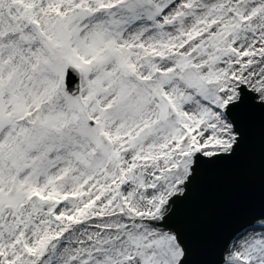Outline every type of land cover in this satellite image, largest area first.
Segmentation results:
<instances>
[{
	"label": "snow or ice",
	"instance_id": "1",
	"mask_svg": "<svg viewBox=\"0 0 264 264\" xmlns=\"http://www.w3.org/2000/svg\"><path fill=\"white\" fill-rule=\"evenodd\" d=\"M0 264H264V0H0Z\"/></svg>",
	"mask_w": 264,
	"mask_h": 264
}]
</instances>
